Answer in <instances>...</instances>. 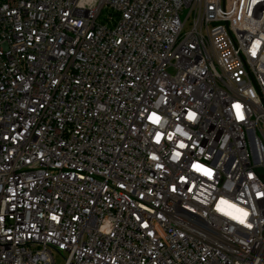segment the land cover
<instances>
[{
  "label": "built area",
  "instance_id": "built-area-1",
  "mask_svg": "<svg viewBox=\"0 0 264 264\" xmlns=\"http://www.w3.org/2000/svg\"><path fill=\"white\" fill-rule=\"evenodd\" d=\"M264 264V0H0V264Z\"/></svg>",
  "mask_w": 264,
  "mask_h": 264
},
{
  "label": "rangeland",
  "instance_id": "rangeland-1",
  "mask_svg": "<svg viewBox=\"0 0 264 264\" xmlns=\"http://www.w3.org/2000/svg\"><path fill=\"white\" fill-rule=\"evenodd\" d=\"M53 258H54L55 264H63L64 263L63 253L54 252Z\"/></svg>",
  "mask_w": 264,
  "mask_h": 264
}]
</instances>
